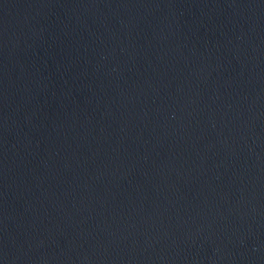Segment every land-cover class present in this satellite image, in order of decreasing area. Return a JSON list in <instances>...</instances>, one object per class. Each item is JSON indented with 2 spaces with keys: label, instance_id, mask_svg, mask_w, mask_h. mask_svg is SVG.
Segmentation results:
<instances>
[{
  "label": "water",
  "instance_id": "1",
  "mask_svg": "<svg viewBox=\"0 0 264 264\" xmlns=\"http://www.w3.org/2000/svg\"><path fill=\"white\" fill-rule=\"evenodd\" d=\"M0 264H264V0H0Z\"/></svg>",
  "mask_w": 264,
  "mask_h": 264
}]
</instances>
